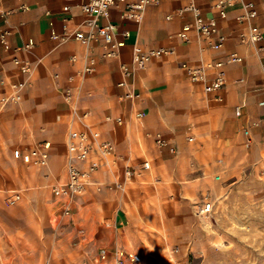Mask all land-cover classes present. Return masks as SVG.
<instances>
[{
	"label": "crops",
	"instance_id": "1",
	"mask_svg": "<svg viewBox=\"0 0 264 264\" xmlns=\"http://www.w3.org/2000/svg\"><path fill=\"white\" fill-rule=\"evenodd\" d=\"M86 1L0 0V29L14 26L7 38L8 48L0 43V78H23L12 62L15 54L34 65L26 76L22 100L0 111V189L18 188L20 182L30 180L46 188L65 183L70 129L85 130L94 141H113L116 149L113 166L96 170L92 175L94 183L83 194L101 217L96 226L98 240L106 245L108 262L113 264L121 243L120 234L130 221L134 205L146 198L139 192L167 189L166 167L194 155L188 143L197 138L206 142L213 139L224 148H231L244 140V129L254 138L264 134V0H243L251 1L256 11L250 21L260 28L262 38L255 44L241 42L238 37L247 26L246 22L236 20L237 15L244 13L241 2L230 7L226 17H220L216 0H195L203 16L217 18L213 39L223 37L219 49L211 48L194 28L187 32V40L177 35L185 23L193 22L191 12H179L186 0L148 4L138 20L124 19L122 8L112 7L100 22L116 25L115 39L122 42L117 58L102 56L105 48L100 39L91 40L86 47L72 37L67 40L51 37L52 29L62 32L65 18L72 26L87 31L81 10ZM64 5L69 6L67 12ZM125 30L129 32L127 37L122 35ZM28 40L33 42L31 53L14 51ZM134 44L144 49L165 47L171 52L153 58L144 69H132ZM232 51L241 60L225 66V84L220 89L204 91V84L210 82L214 70L208 71L203 81H192L187 67L223 59ZM85 52L97 64L93 74L73 83L76 110L72 113L62 99L61 90L67 85V77L83 67ZM73 55L78 57L76 61H71ZM122 64L131 68L127 76L123 75ZM55 73L58 78H54ZM121 81L125 84L120 85ZM84 113L86 117L82 116ZM106 116L120 117L122 123L106 120ZM157 134L164 145L157 144ZM189 136L193 137L190 141ZM43 142L49 143L47 164L31 169L33 176L28 173L26 178H16L13 163L33 165L15 158L13 151L20 149L25 153ZM143 161L149 163L146 172L149 181L145 184L138 179L139 164ZM126 167L129 174L125 173ZM52 198L53 204H60L54 201L57 198L53 191ZM83 198L73 197L71 209L77 210Z\"/></svg>",
	"mask_w": 264,
	"mask_h": 264
},
{
	"label": "rangeland",
	"instance_id": "2",
	"mask_svg": "<svg viewBox=\"0 0 264 264\" xmlns=\"http://www.w3.org/2000/svg\"><path fill=\"white\" fill-rule=\"evenodd\" d=\"M188 144L197 156L166 167L167 189L139 192L146 198L134 205L116 254L124 264H264V134L248 146L203 138ZM143 163L138 179L145 184ZM35 168L17 162L12 173L26 178ZM20 183L0 189V264H110L96 232L101 217L84 193L75 195L84 197L78 209L65 213L60 198L53 204V187ZM14 193L21 197L10 201ZM206 202L211 210L201 214Z\"/></svg>",
	"mask_w": 264,
	"mask_h": 264
},
{
	"label": "built area",
	"instance_id": "3",
	"mask_svg": "<svg viewBox=\"0 0 264 264\" xmlns=\"http://www.w3.org/2000/svg\"><path fill=\"white\" fill-rule=\"evenodd\" d=\"M158 1L159 0H87L81 4V10L84 15L83 24L87 27V31L72 26L68 22L69 19L65 18L62 24V32L57 33L52 29L51 37L60 40H67L72 37L86 47L91 40L100 39L103 41L105 48L102 56L105 58H117L119 55L118 47L122 42H118L115 39L116 25L113 23L102 24L100 19L108 15L110 8L119 7L123 10L122 16L124 19L138 20L141 18L146 5L157 3ZM238 2H241L244 13L237 15L236 20L247 23V26L241 30L238 37L241 42L255 44L262 38V33L260 28L250 21L256 16V11L251 1L216 0V12L220 17H226L228 9ZM21 8H23V5H21ZM63 10L67 12L69 6L64 5ZM183 11L192 13L193 22L184 24L182 30L177 33L179 37L187 40V32L194 28L206 38L211 48L219 49L222 46V36H219L216 40L213 39V35L217 33V18L214 15L209 17L203 16L202 10L199 5L196 4L195 0H186V4L179 8V12ZM12 28H14V26L0 29V43L3 44L5 48H8L7 38ZM122 35L127 37L129 32L125 30L122 32ZM32 46V40H28L20 47L15 48L14 51L31 53ZM169 52H171V50L165 47L144 49L142 46L134 44L132 51V69H144L153 58L168 54ZM70 59L71 61H76L78 57L73 55ZM240 60L241 56L236 51H232L223 59L209 60L197 67L189 66L187 67V71L192 81H203L206 73L210 70H214V76L211 78L210 82L204 84V91L206 93H211L220 89L225 84V66L237 63ZM12 62L18 68L23 78L21 80L0 78V111L10 104L18 103L22 100L23 90L27 84L26 76H29L34 68L30 60L21 57L19 54L12 56ZM96 64V59L85 52L83 54V67L67 77V85L61 90V95L63 101L70 107L72 113H75L76 110V93L73 88V83L77 80L82 81L85 77L93 74ZM121 68L124 76L130 73L131 68L125 64H122ZM53 76L54 78H58L59 74L55 73ZM119 84L124 85L125 81H121ZM236 114H240V111L236 110ZM82 116L86 117L87 113H84ZM106 120H112L117 124L122 123V118L120 117L106 116ZM243 136L245 145L248 146L251 142V134L248 129H244ZM192 138V136H189L188 140L190 141ZM156 142L158 145L165 144L160 134L156 135ZM48 149L49 143L43 142L39 147L33 148L25 153L20 149H15L13 151V156L15 158H21L25 163L33 166H45L49 158ZM67 150V180L65 183L55 185L52 188L56 198L62 200V208L65 213H68L71 209L70 198L85 193L87 186L94 183L92 181L93 173L102 167L107 168L111 166L114 164L116 158V149L113 141H94L90 138V135L82 129H70L68 131ZM143 164L144 168H148L147 161H144ZM127 168L128 167H126V169ZM125 173L129 174L130 171L127 169ZM99 186L100 184H98L97 189H99ZM20 197L19 193H14L9 200L17 201ZM199 209L201 214L207 213L211 210V203L206 202L203 206H200ZM106 255V250L102 249L101 257L106 258ZM128 259L131 262H137L140 257L138 254L130 253L128 254ZM115 264H124V258L117 255Z\"/></svg>",
	"mask_w": 264,
	"mask_h": 264
},
{
	"label": "bare ground",
	"instance_id": "4",
	"mask_svg": "<svg viewBox=\"0 0 264 264\" xmlns=\"http://www.w3.org/2000/svg\"><path fill=\"white\" fill-rule=\"evenodd\" d=\"M147 164H148V168H149V163L147 162ZM128 262V261H127Z\"/></svg>",
	"mask_w": 264,
	"mask_h": 264
}]
</instances>
